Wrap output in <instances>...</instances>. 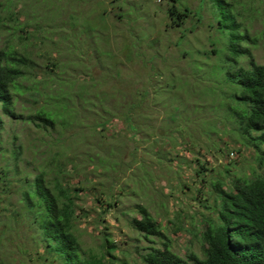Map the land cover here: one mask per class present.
Returning <instances> with one entry per match:
<instances>
[{
	"label": "rangeland",
	"instance_id": "374dc122",
	"mask_svg": "<svg viewBox=\"0 0 264 264\" xmlns=\"http://www.w3.org/2000/svg\"><path fill=\"white\" fill-rule=\"evenodd\" d=\"M228 1L239 29L229 18L220 26L215 0H0V45L33 61L21 79L33 90L13 91L14 115L0 108V170L9 177L0 180V264H65L21 201V180L43 168L52 179L58 157L75 165L69 184L85 188L75 228L82 253H99L107 236L132 264L165 241L182 256L203 255L198 216L214 215L213 183H228L229 171L264 177V159L229 110L238 102L227 74L264 64V0ZM172 6L192 11L181 25ZM242 32L239 52L233 34ZM41 106L63 115L54 128L26 119ZM104 198L117 204L108 209ZM139 205L166 237L133 227Z\"/></svg>",
	"mask_w": 264,
	"mask_h": 264
},
{
	"label": "trees",
	"instance_id": "16d2710c",
	"mask_svg": "<svg viewBox=\"0 0 264 264\" xmlns=\"http://www.w3.org/2000/svg\"><path fill=\"white\" fill-rule=\"evenodd\" d=\"M217 1L215 0L220 26L225 28L226 19L229 18L231 22L234 21L230 28L239 29L232 14L225 10L229 1L225 0V3L223 0ZM5 9L6 7L0 4V32L6 22L5 15L2 14ZM191 12L188 7L182 10L172 6L173 23L181 25ZM13 15L14 13H10L9 18L15 19ZM233 35L238 40L237 50L240 52V42L249 37L244 32ZM30 36L32 35L27 33L21 37L27 39ZM32 64V59L13 44L0 45V108L10 115L15 114L13 91L23 93V88L33 90V86H25L21 81L31 76ZM227 74L230 81L237 86L232 99L238 102L237 106L229 107V110L233 108L232 115L239 125L238 129L244 137V142L253 145L264 159V64L252 59L250 66L229 70ZM62 117L63 115L53 108L41 106L26 119L47 130L48 127L54 128L58 119L61 120ZM128 119L132 120L131 115H128ZM52 165L54 171L52 179L46 178L49 170L43 168L33 179L25 176L24 181L21 180L26 184L22 190L23 206L28 213L34 214V219L43 229L46 245L50 250L59 252L65 264H132L113 254L116 247L113 240L107 236L104 237L99 253H82L75 228L80 211L77 199H80V192L85 188L83 186L73 188L69 184L75 165L68 168L67 162L59 157L53 158L48 167ZM198 173H202V170H198ZM229 175L228 183L222 180L213 183L217 192L214 215L200 213L198 216L204 225L198 232L205 244L203 255L192 251L187 256H182L173 251L170 244L165 241L164 248H153L141 256L143 264H264V177L232 176L230 171ZM2 179L4 181L9 179L8 170H0V180ZM98 201L108 209L117 204L107 198ZM208 207L211 209V206ZM138 212L141 216H134L131 224L145 238L166 237L161 223L151 215L146 206L139 205ZM84 254L87 257H84Z\"/></svg>",
	"mask_w": 264,
	"mask_h": 264
}]
</instances>
